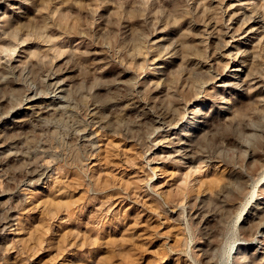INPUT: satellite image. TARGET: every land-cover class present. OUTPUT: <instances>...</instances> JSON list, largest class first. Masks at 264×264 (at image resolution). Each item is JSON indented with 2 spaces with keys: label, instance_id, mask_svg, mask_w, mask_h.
<instances>
[{
  "label": "rangeland",
  "instance_id": "rangeland-1",
  "mask_svg": "<svg viewBox=\"0 0 264 264\" xmlns=\"http://www.w3.org/2000/svg\"><path fill=\"white\" fill-rule=\"evenodd\" d=\"M0 264H264V0H0Z\"/></svg>",
  "mask_w": 264,
  "mask_h": 264
},
{
  "label": "bare ground",
  "instance_id": "bare-ground-1",
  "mask_svg": "<svg viewBox=\"0 0 264 264\" xmlns=\"http://www.w3.org/2000/svg\"><path fill=\"white\" fill-rule=\"evenodd\" d=\"M239 67H238V65L237 64H233L232 65V71L234 72V73H237V71H239ZM237 75V74H236ZM59 91H61V89L59 90Z\"/></svg>",
  "mask_w": 264,
  "mask_h": 264
}]
</instances>
